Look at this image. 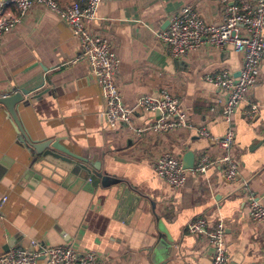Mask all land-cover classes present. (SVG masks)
Listing matches in <instances>:
<instances>
[{"label":"crops","instance_id":"0c3cea01","mask_svg":"<svg viewBox=\"0 0 264 264\" xmlns=\"http://www.w3.org/2000/svg\"><path fill=\"white\" fill-rule=\"evenodd\" d=\"M226 1L102 0L97 8L92 28L119 57L117 86L123 103L133 108V128L159 115L137 108L136 99L158 97L165 88L186 110L190 125L174 132L136 136L126 125L109 126L101 114V88L87 63L77 59L78 41L55 12L33 5L0 40V96L29 91L16 106L29 138H51L75 162L82 158L93 174L114 180L108 186L95 176L93 183L80 181L71 169L36 158L0 105V253L6 246L32 248L35 240L96 252L104 264H211L214 250L206 236L186 230L202 218L208 229L224 224L228 264H264V223L253 221L247 206L249 195L264 202V60L259 81L229 124L221 111L224 92L205 76L220 68L237 76L241 54L203 44L173 58L157 37L186 5L219 24L232 2ZM252 104L259 108L249 116ZM201 127L212 136L233 129L238 172L227 180L224 165L214 162L175 188L156 174L154 163L166 150L181 160L192 151L193 167L201 154L216 159L217 147L199 135Z\"/></svg>","mask_w":264,"mask_h":264},{"label":"built area","instance_id":"2783aa9c","mask_svg":"<svg viewBox=\"0 0 264 264\" xmlns=\"http://www.w3.org/2000/svg\"><path fill=\"white\" fill-rule=\"evenodd\" d=\"M101 1L79 0L60 5L57 0H2L0 40L13 32L33 5L45 7L68 23L78 41L77 59L87 63L91 75L101 88L105 102L101 114L109 126L126 125L136 136L148 131L161 134L190 127L186 110L168 89L162 88L158 97L142 95L136 99L137 108L157 112L159 115L141 128H133V108L123 103L117 86L119 57L109 41L95 33L92 28ZM221 1L227 3L226 0ZM157 37L165 44L173 58L186 57L203 44L220 51L231 47L241 54L242 63L237 76L226 68H220L217 72L205 76L208 82L224 92L222 117L225 122L231 124L236 108L246 100L250 89L259 81L260 64L264 60V0H232L224 7L222 22L219 24L208 23L194 7L183 6L170 16L167 28L157 32ZM258 108V104H252L248 115L254 114ZM197 132L216 145V159H211L208 153H204L200 155L194 167L184 169L182 160L166 150L154 163L156 174L175 188L181 187L189 174L205 172L214 162L224 165V177L227 180H233L238 172V161L232 153L235 133L231 127L221 136H212L205 127L199 128ZM247 206L249 217L253 221L264 223V202L254 195H249ZM186 230L191 234L206 236L214 250L211 264H228L222 222L208 229L205 219L196 218L187 224ZM31 246L29 249L10 247L0 253V264H36L40 258L45 259V264H104L96 252L79 251L72 244L44 246L32 240Z\"/></svg>","mask_w":264,"mask_h":264},{"label":"water","instance_id":"95a60500","mask_svg":"<svg viewBox=\"0 0 264 264\" xmlns=\"http://www.w3.org/2000/svg\"><path fill=\"white\" fill-rule=\"evenodd\" d=\"M28 93V90L23 89L11 94L2 95L0 96V105L4 106L7 110L9 116L16 126L18 133L20 134L19 140L28 146V149L33 154V156H36V158L48 160L52 163H55L56 165L65 166L67 169H71V171L74 172V175H76L80 181L88 180L89 183L90 181L93 183V178L96 177L98 183H100L101 186H108L112 181H114L106 174H93L87 166L86 161L82 158L79 159L82 160V162H75L71 158L72 154L68 150L60 146L55 140L51 138L31 140L29 138L21 125L16 110V106L23 101L24 95ZM194 159V153L192 151L186 152L182 158V167L184 169H191L194 165ZM89 183L87 184L89 186H87V188H91ZM9 248L8 246H6V248H4V252Z\"/></svg>","mask_w":264,"mask_h":264}]
</instances>
